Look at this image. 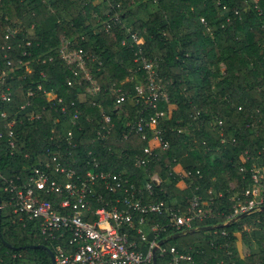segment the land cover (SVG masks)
Listing matches in <instances>:
<instances>
[{"label":"trees","instance_id":"trees-1","mask_svg":"<svg viewBox=\"0 0 264 264\" xmlns=\"http://www.w3.org/2000/svg\"><path fill=\"white\" fill-rule=\"evenodd\" d=\"M12 27L18 32L6 38ZM131 32L141 38L139 46ZM64 39L92 56L87 67L97 93H88V82L60 58ZM138 47L157 62L166 85V98L156 108L131 97L143 77L134 61ZM7 58L14 71L6 80L12 94L3 106L8 115L0 116L3 175L26 183L32 166L44 168L46 161L80 174L121 173L139 186L156 173L160 182H152L144 196L163 200L167 211L151 213L148 223L166 225L168 213L183 210L195 194L212 213L193 221V231L168 225L159 231L168 248L191 254V261L177 264H264V207L227 221L231 196L250 185L254 169L264 174V0H0V69L8 70ZM116 87L130 95L119 106ZM47 92L56 97L48 99ZM155 109L166 111L158 127L169 145L136 167L133 156L145 141L134 123ZM13 117L10 147L7 121ZM179 161L183 171H191L185 187L177 185L180 178L172 169ZM11 196L0 188V264H50L52 242L35 220L19 219ZM130 231L136 237L134 228ZM240 243L249 246L244 255ZM170 257L157 255L156 264H169Z\"/></svg>","mask_w":264,"mask_h":264},{"label":"built area","instance_id":"built-area-1","mask_svg":"<svg viewBox=\"0 0 264 264\" xmlns=\"http://www.w3.org/2000/svg\"><path fill=\"white\" fill-rule=\"evenodd\" d=\"M256 1V0H254ZM18 27H12L5 33V37L13 36ZM133 42L139 46L141 38L131 32ZM10 45H7L9 48ZM60 58L72 67L73 75H81L88 85L86 91L95 94L99 85L88 69V60L92 56L82 48L73 47L64 39L59 47ZM137 69L143 70V77L135 85V94L131 97L135 102H143L151 108L157 107L160 98H166L161 77L158 74L157 62L145 55L140 47L134 53ZM5 56V54H4ZM8 70L0 69V116L5 118L8 113L3 107L11 100V89L6 80L14 71V65L7 58L5 62ZM17 65H29L21 59ZM67 84H72L71 80ZM117 92L115 103L119 106L128 98L129 93L120 88H112ZM31 93V92H29ZM48 99L56 95L45 93ZM60 100V99H59ZM22 107V106H21ZM166 111L156 110L147 116H140L134 123V129L140 139L145 141L142 152L133 156V165L141 167L159 155V149L168 148V141L162 137L158 127V117L164 116ZM38 114L29 113V118ZM74 113L72 120H75ZM58 120V118H56ZM108 122L110 117L104 116ZM15 118L8 119V137L10 147L14 146L12 125ZM133 126V124H132ZM71 131H68L70 135ZM1 135V133H0ZM56 159V156H53ZM44 168L32 166L31 174L26 183H16L13 178L6 177L0 172V188L12 193L14 201L13 211L19 214V219L35 220L37 228L44 239L50 240L54 246L55 264H153V256L171 253L169 264H177L181 260L191 261L188 251H179L176 246L169 248L159 239L160 230L166 226L184 232L195 220H202L212 213L205 206L200 195H193L186 200L183 210H171L168 213L166 225L148 223L151 213L167 211L163 200L145 199L144 193H151L152 182L158 184L160 178L156 173L144 186H139L123 176L103 170L87 169L80 174L73 167L65 166L59 161L51 166L48 161ZM97 166V162H94ZM46 169H52L56 176L52 177ZM191 174L190 170L182 171L179 178L183 180ZM264 174L254 169L251 183L243 188L240 194L231 196L234 200L232 210L227 215V221L236 220L240 214L250 213L264 207ZM19 178L17 177V180ZM102 185L107 191L120 192L116 196H104L98 188ZM45 195H53L46 198ZM134 228L136 237L131 235ZM161 241V243H159Z\"/></svg>","mask_w":264,"mask_h":264},{"label":"crops","instance_id":"crops-1","mask_svg":"<svg viewBox=\"0 0 264 264\" xmlns=\"http://www.w3.org/2000/svg\"><path fill=\"white\" fill-rule=\"evenodd\" d=\"M172 169H173V171L177 174V175H179L182 171H183V163L182 162H177V163H175L174 165H173V167H172ZM177 185L179 186V187H185V181L184 180H181V179H178L177 180ZM230 185H231V187H233L234 186V182L233 181H231L230 182ZM241 249H242V246L239 244V252H240V254L241 255H244L245 254V252L244 253H242L241 252ZM249 251V250H248Z\"/></svg>","mask_w":264,"mask_h":264},{"label":"water","instance_id":"water-1","mask_svg":"<svg viewBox=\"0 0 264 264\" xmlns=\"http://www.w3.org/2000/svg\"><path fill=\"white\" fill-rule=\"evenodd\" d=\"M241 216H243V214H240L239 216H237V218H239V217H241ZM226 223H227V222L222 223V224H218V225H206V226H202L201 229H205V230H206V229H212V228H215L216 226L224 225V224H226ZM195 229H197V227L189 228V229H187L186 231H193V230H195ZM176 235H178V233L175 234V236H176ZM159 243H161V241H159ZM37 246H40V244H38ZM48 252H49L50 260H51V263H50V264H55V262H54V253H53V251H52L51 249L48 248ZM152 262H153V264H156V258H155V256H153Z\"/></svg>","mask_w":264,"mask_h":264},{"label":"rangeland","instance_id":"rangeland-1","mask_svg":"<svg viewBox=\"0 0 264 264\" xmlns=\"http://www.w3.org/2000/svg\"><path fill=\"white\" fill-rule=\"evenodd\" d=\"M104 7L103 6H101V9H103ZM162 82V81H161ZM162 87H163V90H164V92H166V85L164 84H162ZM240 239V238H239ZM238 242H240L239 240H238ZM240 245L242 246V249H241V252L242 253H247L248 252V250H249V246L248 245H246L245 243H240Z\"/></svg>","mask_w":264,"mask_h":264}]
</instances>
